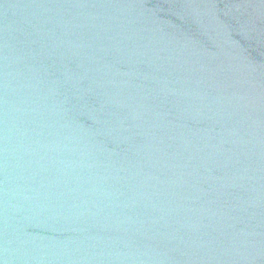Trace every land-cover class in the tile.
I'll return each mask as SVG.
<instances>
[{"label":"water","instance_id":"1","mask_svg":"<svg viewBox=\"0 0 264 264\" xmlns=\"http://www.w3.org/2000/svg\"><path fill=\"white\" fill-rule=\"evenodd\" d=\"M0 264H264V0H0Z\"/></svg>","mask_w":264,"mask_h":264}]
</instances>
